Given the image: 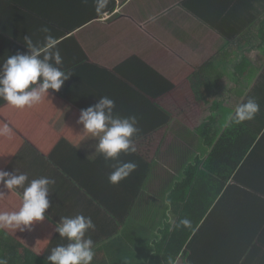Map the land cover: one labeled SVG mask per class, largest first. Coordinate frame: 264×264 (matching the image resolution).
<instances>
[{"label":"crops","instance_id":"1","mask_svg":"<svg viewBox=\"0 0 264 264\" xmlns=\"http://www.w3.org/2000/svg\"><path fill=\"white\" fill-rule=\"evenodd\" d=\"M97 2L0 0V63L17 53L29 54L25 38L43 48L47 34L41 29L48 27L57 39L61 70L71 75L60 92L50 90L49 97L31 108L17 109L0 99V166L9 161L6 171L26 174L28 182L41 177L55 181L49 186L50 207L45 214L57 225L62 217H91L95 231L86 233V238L94 241L92 264H123L126 260L149 264L154 244L160 239L159 221L169 210L175 221L179 219L181 205L174 209L171 195L183 182L188 165L210 152L183 119L184 109L197 112L205 89L212 91L224 109L222 117L217 109L213 115H219L220 123L230 120L237 106L246 102V93L262 82L264 0H103L105 6L99 12ZM244 59L251 61L250 72L235 82L236 61ZM205 76L209 78L205 80ZM259 88L257 83L255 89ZM235 90L242 91L238 99ZM102 96L115 101L116 115L136 116L140 130L134 138L137 151L120 157L123 162L136 163L137 169L119 185L108 181L117 162L106 161L101 155H93L95 152L90 159L80 153L78 147L86 140L81 136L83 126L74 121L77 116L69 110L77 107L78 115ZM260 96L261 91L255 98ZM228 110L233 113L224 119ZM47 119L62 126L45 123ZM50 123L51 132L45 125ZM2 125L9 129L7 134H3ZM40 133L50 137L46 148L57 140L48 156L25 138ZM89 139L95 150L98 139ZM142 140L153 142L145 146ZM263 170L264 162L256 173L261 176ZM163 171L172 179L158 195L163 202L159 207L156 199L146 198L160 189ZM255 181L262 192L248 191L250 185H242L238 193L228 194L230 205L245 195L238 206L240 220H264L263 181ZM17 190L22 195L23 188ZM222 195L223 191L210 201L224 204ZM217 211L213 208L211 215ZM224 211L214 215L234 218L233 205L230 217ZM237 234L247 237L248 231ZM223 235H228L226 224L219 226V239ZM227 238L210 250L214 264H235L231 250L235 241L221 249ZM68 243L59 235L50 252ZM247 249L256 254L254 264H264V246L259 241Z\"/></svg>","mask_w":264,"mask_h":264},{"label":"trees","instance_id":"2","mask_svg":"<svg viewBox=\"0 0 264 264\" xmlns=\"http://www.w3.org/2000/svg\"><path fill=\"white\" fill-rule=\"evenodd\" d=\"M248 64H251V61L247 59L236 61V71L233 73L235 82L250 72L247 71L248 66H250ZM240 68L244 71H239ZM200 72L206 73L207 71ZM209 76L211 77V75ZM209 76H205V80ZM198 105L199 110L197 112L192 109H184L183 119L195 133L202 137L210 152L206 158L200 156L195 159L194 163L188 165L183 176V182L176 186L171 195V206L178 209L177 207L181 205L177 212L179 219L171 225L168 223V216L165 215L159 221L161 228L158 238L160 239L154 244L155 252L149 256V264H178L179 260H183L186 264H214L210 250L213 245H216V249L218 248V241H220L219 245H222L226 237H228L227 241L221 249L233 245L235 241V245H233L235 248H231L235 264H254L256 254L251 252V249H247V245L254 247L255 241H259L264 246V220H240L238 206L245 195H239L231 201L230 205L228 194L234 191L238 193L240 190L238 186L242 185H250L248 191L260 193L262 190L257 187L255 181L258 179L263 181L262 189L264 190V170L261 176L256 173V169L259 166L263 167L264 162V102L258 104L259 112L252 120L243 121L239 124L230 123L231 119L220 123L219 115H213L217 109L221 111L222 117L224 109L221 108V101L218 103L212 97V91L204 89V93L201 92L198 99ZM72 107L69 110L72 115L77 116L74 121L78 122L81 111L76 115L78 108ZM228 111L229 114L226 113L224 119L230 118L234 109ZM259 114H262L263 117L261 118ZM63 115L67 114L63 113ZM48 120L45 123L54 122ZM54 123L62 126L61 123ZM253 123L257 127L253 126ZM45 125L51 132V123ZM59 130L57 129V131ZM52 134L53 132L51 136ZM25 138L44 156H48L53 151L57 142L55 140L52 145L46 148V139L50 137L40 133L33 137L26 135ZM85 138L86 140H82V144L78 148L81 154L90 159L91 153L95 152L91 149L93 141L89 137ZM152 142L151 140H144L142 143L145 146H151ZM15 154L12 159L16 156ZM10 164L7 161L3 166H0V171H6ZM229 182H233L234 185L229 186ZM224 186L227 187L224 188ZM230 187L232 188L230 189ZM222 191L224 204H215L210 201L211 198L215 201ZM0 192L5 194L0 197V212L18 211L22 206L20 192L16 189L15 192L10 193L3 185H0ZM232 205L234 208L233 219L214 215L224 211L223 208H225L227 210V213L224 211L225 214L230 217ZM212 207L214 211H218L211 215ZM209 212L210 214L205 217ZM45 217L43 222L33 226L32 231L21 232L0 229V262L2 264H51V262L46 261V257L51 254V246L59 233L56 231L57 224L46 214ZM182 219L190 220L191 226L180 225L179 222ZM223 224L227 226L228 235H223L219 239V226ZM247 231V237L240 238L237 234L238 232L245 234ZM123 264L133 263H127L126 260Z\"/></svg>","mask_w":264,"mask_h":264},{"label":"clouds","instance_id":"3","mask_svg":"<svg viewBox=\"0 0 264 264\" xmlns=\"http://www.w3.org/2000/svg\"><path fill=\"white\" fill-rule=\"evenodd\" d=\"M104 6L103 0H98L97 11L99 12ZM41 31L47 34L43 48L34 46L31 39L25 38L29 54L17 53L8 56L3 63H0V99L17 109L31 108L42 102L45 96L49 97L50 90L55 93L60 92L71 76L61 70L63 60L57 47V39L50 34L48 27H43ZM53 60L54 63L51 62ZM115 107L113 99L102 96L97 104L81 110L78 124L83 126L82 137L99 141L95 145L93 155L98 154L106 161L117 162L108 176V181L113 185H119L137 169L136 163L123 162L120 157L122 154L130 155L137 151L134 138L138 136L140 130L137 127L136 116L120 117L115 114ZM258 112L259 105L250 98L246 103L237 106L230 123L239 124L252 120ZM8 132L9 129L5 126L3 134ZM54 183V180L47 177L28 182L26 174L0 171V185L10 193L23 188L22 206L19 210L10 213L0 212V229L32 231L35 224L43 222L46 218L45 213L50 207L49 186ZM4 195V192H0V197ZM168 221L176 223L170 210ZM179 224L190 227L191 221L182 219ZM90 230L95 231L91 217L82 214L62 217V222L57 225L56 231L69 243L67 246L52 248L46 261L51 264H92L95 256L94 241L90 237L86 238V233Z\"/></svg>","mask_w":264,"mask_h":264},{"label":"rangeland","instance_id":"4","mask_svg":"<svg viewBox=\"0 0 264 264\" xmlns=\"http://www.w3.org/2000/svg\"><path fill=\"white\" fill-rule=\"evenodd\" d=\"M264 73V72H263ZM262 73V74H263ZM207 74H209V71H207ZM261 74V76H262V82L260 83V82H257L258 84H260V88H259V90H256L255 89V87H256V84L254 85V89H251L250 91H248L247 93H246V96H245V98H244V101L246 100V102H247V100L248 99H253L254 98V100L256 101V103L257 104H259V103H262V102H264V75H262ZM250 83H253V82H250ZM257 88H258V85H257ZM260 91H261V93H262V96H260L258 99H256L255 97L260 93ZM241 94H242V91H240L239 93H237V90H235V94H234V97L235 98H237L238 99V97L237 96H241ZM244 94V93H243ZM245 102V103H246ZM235 103V102H234ZM259 116H261V118L263 117V115L262 114H259ZM253 126L255 125V127H257L256 126V124L255 123H253L252 124ZM187 143L189 144V145H191L190 143H193V139H191V141H187ZM196 148H198V147H196ZM172 178H170L169 177V175L168 174H165L164 173V171H163V180H161V184H160V189H158V190H156L155 192H154V194H152L151 195V193L148 195V197L146 198V201H150V200H157V204H158V206L159 207H163V206H161V205H163V202H160V197H158V195H159V193L160 192H164L166 189H167V187H168V182L171 180ZM158 197V198H157ZM155 203H156V201H155ZM178 264H183L181 261L178 263Z\"/></svg>","mask_w":264,"mask_h":264}]
</instances>
